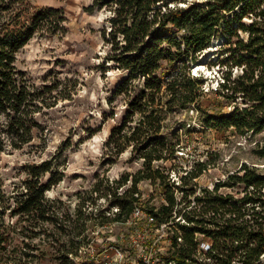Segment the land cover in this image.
Returning a JSON list of instances; mask_svg holds the SVG:
<instances>
[{"label":"trees","instance_id":"obj_1","mask_svg":"<svg viewBox=\"0 0 264 264\" xmlns=\"http://www.w3.org/2000/svg\"><path fill=\"white\" fill-rule=\"evenodd\" d=\"M171 3L177 0H91L84 9L90 14L109 12L108 27L101 30L103 41L110 45L104 62L124 72L110 97H124L123 117L110 129L104 147L114 158L130 149L141 160V167L113 185L97 179L86 196L77 193L71 213L60 197L47 196L63 179L54 173L51 159L23 165L25 177L11 188L1 172L3 153L30 144L35 131L44 135L45 126L38 118L44 109L55 106L52 91L58 88L29 83L14 65L16 54L37 33H62L66 18L60 8L31 7L28 0H0V264H102L86 253L97 249L91 247L95 239L91 232L107 224L125 223L138 202L134 196L138 184L147 181L161 187L165 200L151 209L158 223L173 221L174 215L187 222L175 224L178 232L162 256L166 262L262 264L264 174L242 164L212 190L201 188L196 195L193 179L209 163L195 161L180 177L177 188L182 196L176 203L168 175L183 169L163 163L177 159V151L183 149L179 129L191 128L189 122L178 124L179 129L170 127L166 123L169 114L194 108L202 113L198 121L204 128H232L240 135L263 131L264 0H205L186 7ZM244 18L250 22L244 24ZM214 38L221 42L217 64L241 70L234 77L230 70L222 72L218 84V95L235 103L241 100L227 114L201 109L203 79L189 70V64L197 61L196 56ZM93 134L87 131L89 137ZM236 186L241 188L238 198L219 191ZM100 199L108 200L107 210L116 207L117 212L111 217L106 215L109 211L97 212ZM199 235L210 241L206 252L199 251Z\"/></svg>","mask_w":264,"mask_h":264},{"label":"rangeland","instance_id":"obj_2","mask_svg":"<svg viewBox=\"0 0 264 264\" xmlns=\"http://www.w3.org/2000/svg\"><path fill=\"white\" fill-rule=\"evenodd\" d=\"M28 1L31 7L62 9L66 18L62 25L66 30L53 35L35 34L17 52L14 65L35 87L56 85L58 88L52 91L55 106L44 109V114L38 118L45 126L44 135L35 131L30 144L20 150L9 149L3 153L1 172L6 186L11 188V185L25 177L23 165L51 159L54 173L56 176L63 175V179L46 192L47 196L50 199L60 197L72 213L78 201L77 193L81 197L86 196V192L97 179L104 184L113 185L122 175L134 174L141 167V160L131 154L130 149L114 158L104 147L110 129L118 125L123 117L124 97L117 96L112 100L110 97L124 72L104 62L110 48L101 37L102 28L108 27L107 10L91 14L84 11L91 4V0ZM203 1L205 0H177V3L170 5L186 7L191 2ZM242 22L248 24L250 20L244 18ZM241 37H246V34L241 33ZM212 42L213 40L196 56V62L189 64V70L191 75L203 79L201 81L205 95L198 103L201 109L208 114L218 111L227 114L235 104L240 105L241 100L237 99L235 103L218 95V84L222 82V72L230 70L234 77L241 70L219 66L216 59L221 58V42L211 46ZM201 115L194 108L193 111L168 115L166 123L170 127L179 129L178 124L189 122L191 128L181 127L178 131L182 140V156L174 161H167L164 165L189 168L195 161H208V170L197 179V185L201 188L212 187L216 181L225 180L228 174L235 173L242 164L255 167L264 174V129L256 134L240 135L232 128H204L198 121ZM87 131L94 134L89 137ZM63 144L67 147L62 148ZM138 187L143 203L146 201L148 205L155 206L161 204L159 186L141 182ZM219 191L232 193L236 198L241 195L240 186L233 189L221 188ZM108 204V200H98L97 212L107 210ZM93 232L91 237L96 241L93 240L91 245L97 249L95 252L92 251L93 248L86 250V253L93 255L101 263L134 264L137 255L145 254L141 248L143 241L137 232L133 233L131 224L115 222L99 232L97 229ZM110 245H116V248L109 249ZM106 246L107 252L104 251ZM155 246L150 256L162 257L167 244L161 241ZM262 257L264 264V256ZM44 264L57 263L46 261Z\"/></svg>","mask_w":264,"mask_h":264},{"label":"built area","instance_id":"obj_3","mask_svg":"<svg viewBox=\"0 0 264 264\" xmlns=\"http://www.w3.org/2000/svg\"><path fill=\"white\" fill-rule=\"evenodd\" d=\"M191 3H193V2H191ZM182 150L183 149H180L179 151H177V154H176L177 159L179 158V156H182V154H183ZM163 164H165V163H163ZM164 166H166V165H164ZM181 167H182L183 171H179V172L171 171L168 175V182L170 185L173 186L176 203H179L181 201V196H182L181 195L182 192H180L177 188L181 184L180 177L182 175H186L187 171H189L192 168V165H190L189 168H184L183 166H181ZM206 170H208V167ZM206 170H204L203 173H205ZM179 174H182V175H179ZM198 178L193 179V181L196 184H197ZM219 181H216L212 187H205V188L212 190L214 185ZM153 186H159V185L154 184ZM197 187H199V188L196 189ZM194 188L196 191L195 194L200 195L201 194V187L199 185H196V186H194ZM158 192L161 193L162 190H158ZM134 196L137 198L138 202L135 203L134 208L132 210V213L130 214L129 219L125 223L132 225L133 233L137 232V235L143 241L144 245H143V247L141 246V248L145 252V254H143V255H137V257L134 259V264H173L172 262H166L162 257H152V256H150V253L152 252V249L154 247H156L155 245L160 243L161 241H163L167 244V247L164 251V253H166L172 244L173 234L175 233V231L178 232V228H176L175 224L178 223L179 225H187V222L184 219H182L181 216L176 217V215H174V216H172L173 221L170 220L168 222L158 223L155 215L151 212V209L153 208V210H155L162 203H165V200L162 198V195H160L162 198V202L158 206L148 205V203H146V201L143 203L142 193H141L139 187H138V192H136L134 194ZM189 198L192 199V197H189ZM100 200L105 201V199H100ZM191 204L193 205L194 202L192 201ZM117 210L118 209L116 207H112L111 210L109 208L108 210H106V211H109V212H106V215L111 217L114 215V213L117 212ZM108 225L109 224L104 225L102 227H99L97 229V232L106 228V226H108ZM202 238L205 240H202ZM177 242H181V238L178 236H177ZM209 246H210L209 239H207L203 235H199V251L206 252L209 249ZM111 247L116 248V245L108 246L109 249H111ZM88 250H90V249H88ZM104 251L105 252L108 251L107 246L104 247ZM106 256L109 257L108 255H106ZM102 264H107V263H105V261H104Z\"/></svg>","mask_w":264,"mask_h":264},{"label":"bare ground","instance_id":"obj_4","mask_svg":"<svg viewBox=\"0 0 264 264\" xmlns=\"http://www.w3.org/2000/svg\"><path fill=\"white\" fill-rule=\"evenodd\" d=\"M218 38H214L213 42L211 43V46H215L217 43H219V41H217ZM196 67V65H195Z\"/></svg>","mask_w":264,"mask_h":264}]
</instances>
